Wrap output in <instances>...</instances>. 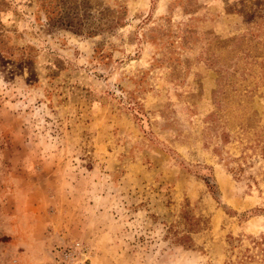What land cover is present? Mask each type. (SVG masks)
I'll return each mask as SVG.
<instances>
[{
    "label": "rangeland",
    "instance_id": "obj_1",
    "mask_svg": "<svg viewBox=\"0 0 264 264\" xmlns=\"http://www.w3.org/2000/svg\"><path fill=\"white\" fill-rule=\"evenodd\" d=\"M0 264H264V0H0Z\"/></svg>",
    "mask_w": 264,
    "mask_h": 264
},
{
    "label": "built area",
    "instance_id": "obj_2",
    "mask_svg": "<svg viewBox=\"0 0 264 264\" xmlns=\"http://www.w3.org/2000/svg\"><path fill=\"white\" fill-rule=\"evenodd\" d=\"M77 247H79L80 246V244L79 243H77V245H76Z\"/></svg>",
    "mask_w": 264,
    "mask_h": 264
},
{
    "label": "trees",
    "instance_id": "obj_3",
    "mask_svg": "<svg viewBox=\"0 0 264 264\" xmlns=\"http://www.w3.org/2000/svg\"><path fill=\"white\" fill-rule=\"evenodd\" d=\"M42 2H46V1H42ZM44 5V4H43ZM51 18V17H50Z\"/></svg>",
    "mask_w": 264,
    "mask_h": 264
}]
</instances>
